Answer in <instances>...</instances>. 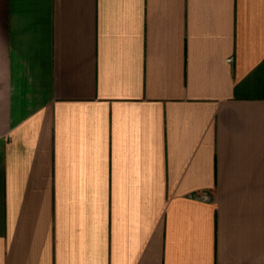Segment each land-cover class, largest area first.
Masks as SVG:
<instances>
[{"label":"crops","instance_id":"crops-1","mask_svg":"<svg viewBox=\"0 0 264 264\" xmlns=\"http://www.w3.org/2000/svg\"><path fill=\"white\" fill-rule=\"evenodd\" d=\"M0 264H264V0H0Z\"/></svg>","mask_w":264,"mask_h":264}]
</instances>
